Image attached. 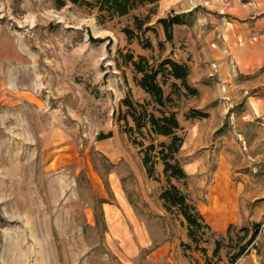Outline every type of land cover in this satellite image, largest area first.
I'll use <instances>...</instances> for the list:
<instances>
[{"label": "rangeland", "instance_id": "rangeland-1", "mask_svg": "<svg viewBox=\"0 0 264 264\" xmlns=\"http://www.w3.org/2000/svg\"><path fill=\"white\" fill-rule=\"evenodd\" d=\"M64 1L57 8L55 0H0V264H231L253 225L260 233L234 264H264V117L231 125V115L216 116L209 57L200 63L193 46L175 42L178 26L167 42L157 13L142 31L135 28L134 16L143 20L152 8L101 23L95 8ZM182 16L194 26L195 16ZM127 54L155 66L171 59L189 67L197 96L175 94L172 80L158 78L171 99L166 110L181 127L176 159L185 180L167 183L160 162L149 178L142 151L151 140H168L150 138L148 130L126 133L134 123L125 99L156 109ZM251 85L264 90V77ZM193 110L208 117L187 119ZM220 164L241 184L243 223L225 234L196 231L193 242L160 194L173 185L199 210ZM216 242L221 250L213 257Z\"/></svg>", "mask_w": 264, "mask_h": 264}, {"label": "crops", "instance_id": "crops-1", "mask_svg": "<svg viewBox=\"0 0 264 264\" xmlns=\"http://www.w3.org/2000/svg\"><path fill=\"white\" fill-rule=\"evenodd\" d=\"M156 13L158 19L170 14H192L197 19L192 27L178 26L181 37H176L175 31L174 41L193 46L194 57L200 63L201 57H209V77L215 79L209 94L217 101L212 108L216 116L231 115V125L236 121L248 125L264 117V90L251 87V79L264 77V0H161ZM238 107L242 110L239 119L234 116ZM230 173L228 166H218L208 204L199 206L206 224L218 234H225L244 219L240 212L241 184L236 185L231 176L235 173Z\"/></svg>", "mask_w": 264, "mask_h": 264}, {"label": "trees", "instance_id": "trees-1", "mask_svg": "<svg viewBox=\"0 0 264 264\" xmlns=\"http://www.w3.org/2000/svg\"><path fill=\"white\" fill-rule=\"evenodd\" d=\"M161 0H98L95 3H90L85 0H70L71 3L80 6H87L95 8L99 13L98 20L103 23L106 20H112L114 18H122L128 16L131 12L139 7H150V11L143 20H140L137 16H134L133 22L135 28L142 31L144 26H147L151 17L156 15V5ZM56 7L62 8L65 6L64 0H55ZM156 23L163 29L164 36L167 42L173 40V28L174 26L185 25L183 16L170 14L166 18L157 19ZM152 31L150 27H146L145 31ZM128 39L135 38L134 32L129 29H124ZM144 48H151V43L146 42L143 45ZM162 49V44H159ZM125 61L131 64L134 72L139 76L137 85L150 96L155 112L149 111L146 105L136 104L134 105L128 98L123 101L127 107V116L131 118L134 123V129L128 128L126 133H133L134 130L137 134L143 135L144 130H148L150 138L157 136L165 138L167 142H160L156 145L150 142V144L142 151L143 158L142 164L149 178H153L155 174V166L157 162H160L163 167V174L167 183L171 180H185L187 175L180 167L176 157L180 152L183 145V138L177 133L181 127L174 111H167V105L171 102L169 96L164 95L163 89L158 83V78H168L172 80L171 92L179 94L181 89L189 96H197L198 91L192 88L188 84L189 67L187 64L177 63L171 59H166L158 65L149 63V61L142 56H139L137 60L134 59L132 54L124 56ZM179 82V85L177 84ZM208 115L206 113L193 110L186 115L187 119H206ZM111 133L107 135H101L99 140L110 138ZM160 200H162L164 207L167 211L176 209L178 213L184 219L188 237L191 241L196 240V231L202 229L211 231L210 227L206 224L203 216L195 205L191 204L186 196L175 186L171 185L160 194ZM230 226L228 230L231 228ZM247 236H250L245 245L241 246L237 253L232 255L230 263L234 264L240 259L247 250V247L255 241L260 233L259 225H253L251 230L244 229ZM221 250L220 242L215 243V249L213 251V257H217ZM205 254V250H200ZM207 262V261H205Z\"/></svg>", "mask_w": 264, "mask_h": 264}]
</instances>
